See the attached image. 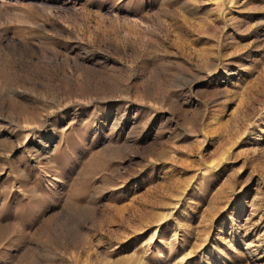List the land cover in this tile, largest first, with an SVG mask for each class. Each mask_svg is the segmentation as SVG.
I'll use <instances>...</instances> for the list:
<instances>
[{"label": "rangeland", "instance_id": "1", "mask_svg": "<svg viewBox=\"0 0 264 264\" xmlns=\"http://www.w3.org/2000/svg\"><path fill=\"white\" fill-rule=\"evenodd\" d=\"M0 264H264V0H0Z\"/></svg>", "mask_w": 264, "mask_h": 264}]
</instances>
